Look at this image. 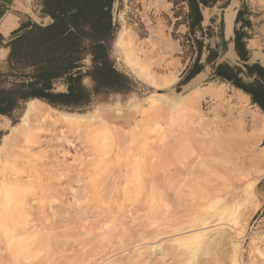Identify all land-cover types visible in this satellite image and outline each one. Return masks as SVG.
<instances>
[{"label":"rangeland","instance_id":"rangeland-1","mask_svg":"<svg viewBox=\"0 0 264 264\" xmlns=\"http://www.w3.org/2000/svg\"><path fill=\"white\" fill-rule=\"evenodd\" d=\"M230 2L208 8L203 27L214 36H194L202 54L212 49L217 62L234 65L220 30ZM240 10L234 30L252 63L253 51L264 54V0H239ZM187 12V0L114 1L109 57L130 87L101 94L85 112L55 109L98 110L106 125L36 127L31 118L29 140L10 145L26 105L13 119L0 117V264H264V113L213 77L211 64L198 83L181 87L198 51ZM190 99L176 117L173 104ZM244 110L263 119L257 132L232 131ZM189 230L201 236L194 245L180 243ZM8 241L23 247L17 257Z\"/></svg>","mask_w":264,"mask_h":264},{"label":"trees","instance_id":"trees-1","mask_svg":"<svg viewBox=\"0 0 264 264\" xmlns=\"http://www.w3.org/2000/svg\"><path fill=\"white\" fill-rule=\"evenodd\" d=\"M114 1L44 0L43 12L51 17L52 23L47 27L25 28L9 43V73L0 74V117L13 119L33 99L59 111L85 112L101 94L128 90L131 80L114 67L109 57ZM215 2L187 1L186 23L190 34L199 32L200 8ZM193 40L197 56L183 84L211 64L213 77L243 91L264 113V68L254 63L244 65V72L227 64L215 66L218 54L209 48L205 63L200 64L203 41L195 36ZM234 50L241 62H248V51L238 31L234 32ZM87 59L90 66L84 64ZM84 79L90 80V87L83 84ZM58 84L64 90L58 91Z\"/></svg>","mask_w":264,"mask_h":264},{"label":"bare ground","instance_id":"bare-ground-1","mask_svg":"<svg viewBox=\"0 0 264 264\" xmlns=\"http://www.w3.org/2000/svg\"><path fill=\"white\" fill-rule=\"evenodd\" d=\"M233 6H237V2L234 1L230 5L229 10H231V7H233ZM233 20H234V14L233 15H229V16L226 17V24H227L229 32L231 31V26H232ZM120 41L123 42L122 40H120ZM120 41H118V42H120ZM126 44H128V43H126ZM251 61H253L255 63H259L260 66L264 67V54L262 52H259V51H253L252 57H251ZM202 77H203V74H199L192 81L191 84L194 85V84L198 83L201 80ZM161 94L166 95V96H171L172 95L171 92H169V93H161ZM210 95L212 97H215V96L218 97V93H215L213 91L210 92ZM195 97H198V96L195 95ZM192 101H194V100L193 99H190V100H187V101H181L180 100L177 103L173 104L171 109L174 111V114L176 115V117H178L177 114H176L178 110H188V109H190V107H191L190 104H191ZM31 118H33L36 121V127H39V125L41 123H44V122H47V123L50 122L51 124H54V125H62L64 127H67V128H70V129H74V130H83V129L84 130L85 129L88 130L87 125L89 123L96 122V121L97 122H102L103 124L106 125V122L101 119L98 110H95L91 114H83V115L82 114H73V113H62V112H59V111L49 107L48 105H46L44 102H42L40 100L33 99V100H30V101H28L26 103V110H25L24 117L22 119V124H21L22 129H23L21 131V133H17L18 131L16 129H14L13 133H11L9 135V137H8L9 139L8 140H9L10 145H13V143L16 141V139H18V137H20V136L23 137L25 140H29V137L32 136V134H33L32 130L34 128H36V127L32 126L33 124L31 125ZM262 124H263V119L262 118L252 115L248 110H244L242 112V114L240 115V118L238 119L237 124H235L233 126L232 131H236V132L241 133V132H245L247 130H253L254 132H257L258 125L260 126ZM215 126L216 127H215V130H214V133L216 134V136H222L221 128L225 127L224 123H221V122L217 121V124ZM238 145H241V144L239 143ZM236 149L233 151V155L238 153V151L240 150V148H236ZM213 167L216 170H219L220 167H223L224 169H227L228 165H226V164L219 165V163H215V165ZM234 167L236 169H238L236 166H234ZM13 218H14V216H13ZM185 236L186 237L184 238V240L182 242H180V243H186L187 244V243L191 242L193 244L192 241H194L195 239L201 237L194 230H189L185 234ZM234 237H236V236H234ZM11 239H13L12 236L7 237V240H11ZM8 244H9V249L10 250L12 248L14 249V252H13L14 257H17L21 253V251L23 250V247L18 245V244L13 245L9 241H8ZM154 246L155 245H153V247L151 246V248L153 249ZM130 258H132V257H130ZM126 259H128V258H126ZM134 259H135V257H134ZM126 263H124V264H126ZM100 264H103V263L101 262Z\"/></svg>","mask_w":264,"mask_h":264},{"label":"crops","instance_id":"crops-1","mask_svg":"<svg viewBox=\"0 0 264 264\" xmlns=\"http://www.w3.org/2000/svg\"><path fill=\"white\" fill-rule=\"evenodd\" d=\"M44 0H0V74L9 73V43L23 29L52 23L43 12ZM62 86V85H61ZM58 89V87H57ZM64 90V87L61 88ZM58 91H61L58 89Z\"/></svg>","mask_w":264,"mask_h":264},{"label":"flooded vegetation","instance_id":"flooded-vegetation-1","mask_svg":"<svg viewBox=\"0 0 264 264\" xmlns=\"http://www.w3.org/2000/svg\"><path fill=\"white\" fill-rule=\"evenodd\" d=\"M221 1H223V0H216V2L212 6L205 7V8L204 7L200 8V12H201V16H202V23L200 25L199 33H200L201 37L207 36V37L210 38V37L214 36V31H215L214 28L211 25L210 26H206V28H205V27H203V23L207 22V19L209 17L210 11H209L208 8L213 7L214 5H216L217 3L221 2ZM229 8H230V6L225 10V13H224V23H225L224 27H225V34H226L227 37H231L232 36L233 28H234V20H233V23H232V26H231V31L229 32L227 24H226V17L229 16V15H233L234 14V18H235V15H236V6L231 7V10H229ZM236 17H239L238 20L240 22V20L242 19V11L241 10L237 13ZM214 21H215V18H212L210 20V23H214ZM221 24L222 25H220V30L223 29L222 21H221ZM241 29H243V25L241 26ZM235 31H238V30H234V32ZM238 32H240V31H238ZM196 39L200 40L198 38H196ZM232 51L233 50H232V46H231L230 49L224 55V58L228 59L229 61L234 60V58H236V55H235L234 51L233 52Z\"/></svg>","mask_w":264,"mask_h":264},{"label":"water","instance_id":"water-1","mask_svg":"<svg viewBox=\"0 0 264 264\" xmlns=\"http://www.w3.org/2000/svg\"><path fill=\"white\" fill-rule=\"evenodd\" d=\"M237 2V6H236V15H235V18H234V26H235V20H236V16H237V7H238V4H239V0H231V2H230V4L226 7V9L233 3V2ZM202 8V7H201ZM225 9V10H226ZM224 13H225V11H224ZM222 23H223V38H224V41L225 42H229L228 44V50L230 49V47L232 46V50L234 51V53H235V55H236V59L238 60V62L237 63H235L234 65H232V64H229V63H226V62H220V61H216V63H215V66H218V65H220V64H227L228 66H230V67H238V68H240L242 71H244V72H246V69L244 68V65H251V64H254L255 62H246V63H244V62H241L240 61V59H239V57L237 56V54H236V52H235V50H234V28H233V33H232V36L231 37H227L226 36V34H225V23H224V14H223V16H222ZM205 54L203 53L202 54V56H201V58H205ZM219 60V59H218ZM262 67V66H261ZM207 68V65H205L204 66V68H203V70L199 73V74H203L204 75V70ZM264 68V67H263ZM199 74H197L195 77H193L192 79H190L187 83H185V84H183L181 87L183 88V89H186V88H188V87H190V86H192L193 84H191L192 83V81L199 75ZM169 92H171L172 94H173V90H166V91H160V93H169Z\"/></svg>","mask_w":264,"mask_h":264}]
</instances>
